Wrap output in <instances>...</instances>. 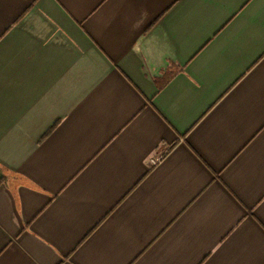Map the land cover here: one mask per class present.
Segmentation results:
<instances>
[{
	"label": "crops",
	"instance_id": "0c3cea01",
	"mask_svg": "<svg viewBox=\"0 0 264 264\" xmlns=\"http://www.w3.org/2000/svg\"><path fill=\"white\" fill-rule=\"evenodd\" d=\"M0 264H264V0H0Z\"/></svg>",
	"mask_w": 264,
	"mask_h": 264
}]
</instances>
